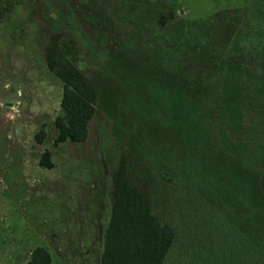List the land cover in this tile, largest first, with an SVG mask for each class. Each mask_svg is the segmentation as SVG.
<instances>
[{
    "label": "rangeland",
    "instance_id": "1",
    "mask_svg": "<svg viewBox=\"0 0 264 264\" xmlns=\"http://www.w3.org/2000/svg\"><path fill=\"white\" fill-rule=\"evenodd\" d=\"M174 1L0 0V93L4 86L15 88L17 83L22 93L19 100L12 92L5 101H0V264H27L31 249L38 244L50 250L52 264H100L103 233L112 203V167L118 166L121 158L136 155V147L140 154L150 149L153 155L167 160L189 182L198 184L205 196L211 194L212 184L230 180L225 173L226 162L217 155V145L213 143L222 142L223 139H217L223 131L232 136L234 133L245 136L250 124L258 125L262 121L264 126V105L261 104L264 93L259 79L264 77V71L227 63L222 73H217L215 83L220 86L213 84L215 94L210 96L216 97L215 104L222 107L212 112L209 107H213V102L199 98L193 101L189 144L182 143L179 136L174 137L173 130L163 126L154 135L153 131L145 139L140 137L146 136V130L138 133L143 128L136 124V116L128 112L130 107L136 106L135 96H128L139 88L131 84L124 86L121 81L145 58L146 53L137 43L152 40L145 27L150 29L155 25L163 3H171L176 12L184 16L181 18L193 19L230 2L233 6L240 4V8L259 9L254 7L256 0ZM251 16L258 19L256 12ZM52 34L58 35L65 55L108 95L105 104L112 109L113 116L100 108L103 105L100 102L83 141L54 143L52 119L60 109L61 80L48 68L44 56V46ZM129 36L134 44L124 48L122 43L130 39ZM112 56L114 61H110ZM29 77L33 80H26ZM115 98L122 101V110L115 107ZM145 100L149 102L148 98ZM112 118L142 138L145 149L143 145L139 148V143L123 130L113 131ZM44 121L48 131L39 142L34 135ZM145 126L147 129L146 123ZM45 148L51 151V167L38 162ZM131 163L125 166L130 181L148 191L149 177L146 181L137 175L138 170ZM151 187L157 201L155 190L158 188L153 184ZM160 188L166 189L165 186ZM216 193L223 194L222 191ZM164 204L161 202L160 207L155 208L156 213L171 223L180 224L177 211L184 207L166 213ZM200 209L206 214L212 211L207 204ZM195 211L196 206L195 223L190 224L194 228L187 232L190 234L184 237L185 243L175 242L164 264H177L179 259L181 264H188L193 253H207L210 245L219 248L217 229L213 224L204 227L201 215ZM198 227L200 239L196 235ZM223 247L221 251H230ZM208 262L212 264L213 260Z\"/></svg>",
    "mask_w": 264,
    "mask_h": 264
},
{
    "label": "trees",
    "instance_id": "2",
    "mask_svg": "<svg viewBox=\"0 0 264 264\" xmlns=\"http://www.w3.org/2000/svg\"><path fill=\"white\" fill-rule=\"evenodd\" d=\"M230 3L193 19L181 18L184 16H180L171 3L165 2L157 12L155 25L150 29L146 25L152 40L137 43L146 56L121 81L124 86L131 84L139 88L135 89V94L128 93V98L134 95L136 101L133 102L136 106L130 107L128 112L136 116V124L143 128L138 133L146 130V136H140L143 139L153 131L154 135L163 126L173 130L174 137L178 139L179 136L182 143L189 144L193 101L199 98L213 102V107H209L212 112L216 107H222L215 104L216 97L212 99L210 96L215 94L213 84L220 86L215 83L217 73H222L227 63L264 71V0H256L254 7L259 10L255 11ZM253 12L258 14V19L251 16ZM129 38L122 43L124 48L133 46L134 42ZM44 56L48 68L62 81L60 109L53 121L56 129L54 143L85 140L89 120L100 102H103L100 108L113 116L112 109L105 104L108 95L103 94L95 80L65 55L58 35H51L44 46ZM114 59L112 56L110 61ZM259 79L263 94L264 77ZM263 96L261 104L264 105ZM147 98L152 107L146 103ZM114 100L115 107L122 110V101ZM141 101L143 104L137 105ZM166 106L168 110H164ZM112 123L113 131L116 128L123 130L139 143V148L143 145L145 149L142 138L126 130L119 121L113 119ZM263 129L261 121L258 125L250 124L245 136L239 133L232 136L226 131L220 134L217 140L223 139L222 142L213 144L217 145V155L226 162L225 173L230 180L224 184H212L208 196L202 193L198 184L189 182L171 163L153 155L150 149L140 154L136 147V155L121 158L120 164L111 171L112 203L103 233L100 264H164L175 242L185 243L184 237L189 236L187 232L194 228L190 225L195 223L194 206L204 227L213 224L220 238L217 242L219 248L210 245L207 253H193L194 264H209L211 259L212 264H264ZM47 131L46 122H43L34 135L36 140L42 142ZM38 162L45 167L53 166L48 148L41 152ZM129 162L138 170L137 175L145 179L149 177L148 191L130 181L125 168ZM152 184L158 188L155 190L157 201L154 200ZM179 190L185 195L182 196ZM161 202L165 203L166 213L184 207V211H177L180 224L171 223L156 213L155 208L158 209ZM203 204L212 211L206 214L200 209ZM200 231L198 227L197 239L201 238ZM222 245L230 251H221ZM27 264H52L50 250L44 245H35Z\"/></svg>",
    "mask_w": 264,
    "mask_h": 264
},
{
    "label": "crops",
    "instance_id": "3",
    "mask_svg": "<svg viewBox=\"0 0 264 264\" xmlns=\"http://www.w3.org/2000/svg\"><path fill=\"white\" fill-rule=\"evenodd\" d=\"M37 1V0H36ZM38 13H39V7H38V3L36 2V20H37V25H38ZM46 62V61H45ZM47 65V64H46ZM28 79H31V80H33V78H27L26 80H28ZM34 81L36 82L37 81V78H34ZM22 82H23V80H22ZM19 83H17V85H18ZM16 85V86H17ZM15 86V88H14V86L13 85H7V86H4V88H3V90L1 91V93H0V101L1 100H4L5 99V97H7V95L8 94H10V93H15V95H14V97H17V99L16 100H19L20 99V96H21V94L22 93H20L19 92V89H17V87ZM11 88H14V89H12V90H14V91H11ZM61 95H62V81H61ZM13 97V98H14ZM60 99H61V97H60ZM5 101V100H4ZM59 105H60V103H59ZM96 111V110H95ZM95 113V112H94ZM94 115V114H93ZM93 117V116H92ZM55 118V117H54ZM54 118L52 119V123H53V126H54ZM92 119V118H91ZM90 119V120H91ZM90 120H89V123H90ZM44 122H46V121H44ZM89 123H88V133H89ZM54 128H55V126H54ZM55 133H56V129H55ZM88 136V135H87ZM87 138V137H86ZM83 141V140H82ZM109 219V218H108ZM103 244V243H102ZM103 246V245H102ZM180 249H181V247H180ZM170 252V251H169ZM168 252V253H169ZM186 252L187 251H185L184 253H185V255H186ZM181 253V252H180ZM168 255V254H167ZM167 257V256H166ZM166 259V258H165ZM189 261V260H188ZM165 262V261H164ZM182 262H181V260L179 259L178 260V263L177 264H181ZM188 264H194L193 263V261L190 259V261L188 262Z\"/></svg>",
    "mask_w": 264,
    "mask_h": 264
}]
</instances>
